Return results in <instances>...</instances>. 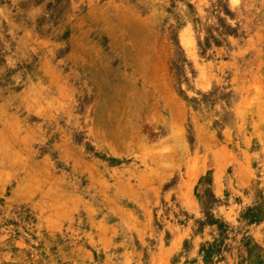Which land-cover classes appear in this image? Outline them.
<instances>
[{
  "label": "rangeland",
  "instance_id": "obj_1",
  "mask_svg": "<svg viewBox=\"0 0 264 264\" xmlns=\"http://www.w3.org/2000/svg\"><path fill=\"white\" fill-rule=\"evenodd\" d=\"M0 264H264V0H0Z\"/></svg>",
  "mask_w": 264,
  "mask_h": 264
}]
</instances>
